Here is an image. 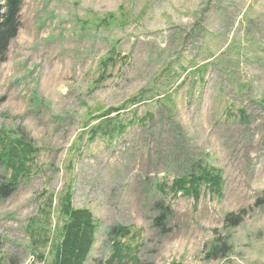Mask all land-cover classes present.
<instances>
[{"label": "rangeland", "instance_id": "374dc122", "mask_svg": "<svg viewBox=\"0 0 264 264\" xmlns=\"http://www.w3.org/2000/svg\"><path fill=\"white\" fill-rule=\"evenodd\" d=\"M263 100L264 0H24L0 140L38 152L0 197V264L49 263L68 192L97 225L86 264H106L118 226L133 233L124 264H264ZM116 108L153 121L90 141ZM198 165L221 171V196L158 190Z\"/></svg>", "mask_w": 264, "mask_h": 264}, {"label": "trees", "instance_id": "16d2710c", "mask_svg": "<svg viewBox=\"0 0 264 264\" xmlns=\"http://www.w3.org/2000/svg\"><path fill=\"white\" fill-rule=\"evenodd\" d=\"M24 0H1L0 1V63L6 59L7 52L12 40L17 36L20 29V15ZM114 59L103 63L106 68L114 64ZM146 92L141 97L131 100L135 106L142 102ZM172 103L171 97L168 99ZM264 104V100L262 101ZM172 105L170 104L169 107ZM126 108L110 109L97 117L98 123L88 130L90 141L97 138H107L109 144L117 137L123 136L129 127L135 123L143 126L153 121V115L146 113L138 118L134 113L131 118H122L121 111ZM244 117L245 114L241 112ZM8 139V137L6 138ZM38 150L32 149L21 139L0 140V166L12 171V177L6 183L0 184V197H6L14 188L19 179L28 172V164L33 162V155ZM197 171H190L175 178L171 185L161 183L157 188L162 193H171L175 196L192 197L198 201L203 189L217 196L222 195L223 176L220 170L204 165H198ZM52 200H49V206ZM161 213L168 207L160 203ZM60 215L64 220L59 242L53 247L52 257L48 264H86L96 243L97 225L90 210L75 208L70 192L61 199ZM132 231L125 226L113 229L111 242V255L106 264H124L125 259L133 250L126 240L132 237ZM39 241L35 240L34 244Z\"/></svg>", "mask_w": 264, "mask_h": 264}]
</instances>
